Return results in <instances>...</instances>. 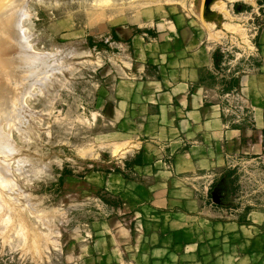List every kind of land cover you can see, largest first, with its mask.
I'll return each instance as SVG.
<instances>
[{
    "label": "rangeland",
    "instance_id": "rangeland-1",
    "mask_svg": "<svg viewBox=\"0 0 264 264\" xmlns=\"http://www.w3.org/2000/svg\"><path fill=\"white\" fill-rule=\"evenodd\" d=\"M23 1L33 49L52 55L57 64L28 76L19 82L22 85L6 82L0 67V83H9L0 93L12 96L5 104L0 99V109L8 104L26 122L19 126L15 118L7 123L0 116V126L20 155L29 158L22 168L15 165L18 153L12 160L0 156L10 162L7 181L0 179V264H106L93 262L98 255L92 253L93 246L100 244L92 230L118 211L111 174L137 145L130 138L135 127L129 122L125 131L109 103L114 90L131 77L130 51L145 45L149 35L155 43L161 27L172 25L171 16L191 0ZM215 11L227 15L224 0H201L202 22ZM257 18L264 24L263 13ZM246 19L225 23V34L220 32L223 38L216 41L219 51L229 49L215 56L223 82L233 79L231 66L255 50ZM121 26L132 31L128 39L116 32ZM232 84L220 83L216 91L223 113L241 110V98L229 88ZM229 168L233 171H224L211 189L223 205L245 208L264 200V157H242Z\"/></svg>",
    "mask_w": 264,
    "mask_h": 264
},
{
    "label": "crops",
    "instance_id": "crops-1",
    "mask_svg": "<svg viewBox=\"0 0 264 264\" xmlns=\"http://www.w3.org/2000/svg\"><path fill=\"white\" fill-rule=\"evenodd\" d=\"M224 2L227 15L215 11L202 22L201 0L188 1L155 43L149 35L130 51L131 77L109 106L125 131L129 122L135 127L130 138L137 145L111 174L118 211L92 230L100 244L93 262L264 264V200L234 208L211 193L237 160L264 157V24L253 53L231 66L233 79L223 82L215 59L223 25L255 16L264 0ZM118 30L123 40L132 34ZM220 83H233L240 111L220 110Z\"/></svg>",
    "mask_w": 264,
    "mask_h": 264
},
{
    "label": "bare ground",
    "instance_id": "bare-ground-1",
    "mask_svg": "<svg viewBox=\"0 0 264 264\" xmlns=\"http://www.w3.org/2000/svg\"><path fill=\"white\" fill-rule=\"evenodd\" d=\"M95 1L102 2L104 0H95ZM27 15H28L27 5L23 0H0V64H1L0 67L3 70H5L3 76L6 82H9L10 80L15 81L16 83L22 82L23 80H26L28 76L36 74L38 73V71H41L44 69L47 70L48 68H52L54 64H57V63H54V59H53L54 57L52 55H49L47 53L43 54L33 49V46L29 40L31 38V37L29 38L30 31L28 30V27L25 24L26 23L25 17H27ZM24 73L27 74L26 77H23ZM42 79L44 80V78ZM46 79L47 78H45V80ZM2 81L4 80L2 79ZM5 81L0 83V88L2 87L5 89L4 92H6L7 90V86L6 88L4 87L5 84H9V83H6ZM4 92L0 93L1 95L0 99H3L4 104H5L7 103L6 101H9L8 99L11 98L12 96L11 97L8 96L9 98H7ZM21 92H23V90ZM0 105H3V104H0ZM0 116H3L4 119L7 120L6 121L7 123L13 121V118H15L16 119L15 123L17 122L16 125L20 126V125L26 124L24 115L19 110L17 111V110L10 109L8 104L6 106L1 107ZM16 153L20 155V149H18L15 146L10 136L6 132H4L2 130V127L0 126V156H2L1 158L4 157L3 159H7L8 157L11 159V157H13L14 154ZM10 159L8 160L11 161L12 159L11 160ZM27 159L29 160V158H26V156L20 155L19 157H17V161H15V163H18V164H15V165L16 166L21 165L20 167L25 168L23 167V165ZM6 163L7 161L5 162V160L0 159V177H1L0 179L2 181H4L10 174L8 171L9 170L8 168L10 167L8 166H7L8 168L6 167V165H9L10 162L7 164ZM28 163L26 161L25 165ZM21 169L17 168L18 171ZM24 170L25 169H22L23 172L26 171ZM6 181L7 180H5L4 182Z\"/></svg>",
    "mask_w": 264,
    "mask_h": 264
},
{
    "label": "built area",
    "instance_id": "built-area-1",
    "mask_svg": "<svg viewBox=\"0 0 264 264\" xmlns=\"http://www.w3.org/2000/svg\"><path fill=\"white\" fill-rule=\"evenodd\" d=\"M263 13V15H264V4H262L261 6H260V11H258L257 12V14L254 16V15H252V16H249V17H247V19L244 21V24H245V27H246V30H247V32H248V36H249V38L251 39V42H252V39H253V42H254V39H255V37H256V35H257V33H258V30H259V27H260V22H263V19L261 18V19H259V18H257V16L258 15H260V14H262ZM231 37H233V36H231ZM235 39H237V37H234ZM255 43V42H254ZM253 43V44H254ZM222 50V52L223 53H228L227 51L229 50V49H227V48H222L221 49ZM244 51H245V49H243ZM252 52V51H251ZM237 53H239V52H237ZM241 54V53H240ZM252 53H247L245 56H244V59H246L247 57H249L250 55H251ZM238 57V56H237Z\"/></svg>",
    "mask_w": 264,
    "mask_h": 264
},
{
    "label": "water",
    "instance_id": "water-1",
    "mask_svg": "<svg viewBox=\"0 0 264 264\" xmlns=\"http://www.w3.org/2000/svg\"><path fill=\"white\" fill-rule=\"evenodd\" d=\"M213 195H214L213 196V199L216 200V201H218V197L215 194H213Z\"/></svg>",
    "mask_w": 264,
    "mask_h": 264
},
{
    "label": "trees",
    "instance_id": "trees-1",
    "mask_svg": "<svg viewBox=\"0 0 264 264\" xmlns=\"http://www.w3.org/2000/svg\"><path fill=\"white\" fill-rule=\"evenodd\" d=\"M217 196V195H216Z\"/></svg>",
    "mask_w": 264,
    "mask_h": 264
}]
</instances>
